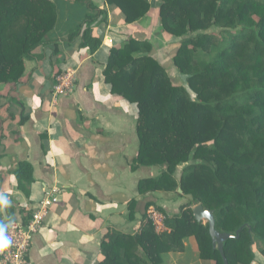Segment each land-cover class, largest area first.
I'll return each instance as SVG.
<instances>
[{
	"label": "trees",
	"instance_id": "1",
	"mask_svg": "<svg viewBox=\"0 0 264 264\" xmlns=\"http://www.w3.org/2000/svg\"><path fill=\"white\" fill-rule=\"evenodd\" d=\"M106 2L129 25L147 18L154 5ZM77 4L88 14L71 39L80 36L81 46L96 53L102 45L96 23L106 13L90 0ZM157 5L161 33L176 42L156 50L150 40L132 37L111 50L104 77L114 95L139 110L140 148L132 170L165 168L142 179L139 194L181 189L191 201L177 214L164 213V233L156 232L147 213L136 234L110 230L97 264H165L169 254L186 251L189 239L201 260L225 264L208 224L193 215L198 204L214 211L218 232L234 236L224 245L228 264H252L256 251L264 256V0H159ZM57 21L55 0H0V84L21 81L27 61L48 43ZM169 66L186 77L188 87L172 80ZM14 173L29 198L33 166L21 162ZM136 206L130 201V220Z\"/></svg>",
	"mask_w": 264,
	"mask_h": 264
},
{
	"label": "crops",
	"instance_id": "2",
	"mask_svg": "<svg viewBox=\"0 0 264 264\" xmlns=\"http://www.w3.org/2000/svg\"><path fill=\"white\" fill-rule=\"evenodd\" d=\"M90 1L106 13L105 20L100 16L96 23L102 41L96 53L81 46L80 36L70 35L88 11L77 0H55L58 21L48 43L27 61L19 83L0 84V203L6 202L0 206V224L26 223L41 202L58 198L32 239L31 264H97L109 231L139 232L147 204L168 215L177 214L184 204L179 189L139 194V182L159 176L165 168L132 170L140 148L139 110L114 95L104 77L111 50L130 38L151 39L154 47L155 39L159 47L176 41L154 36L160 30L158 5L147 18L129 25L106 0ZM68 71L76 75L75 88L55 102V78ZM21 162L34 168L29 198L19 190L14 173ZM132 200L137 206L130 220ZM195 254L198 262L192 264H214ZM173 257L169 254L165 264H177ZM252 264H264L259 251Z\"/></svg>",
	"mask_w": 264,
	"mask_h": 264
},
{
	"label": "built area",
	"instance_id": "3",
	"mask_svg": "<svg viewBox=\"0 0 264 264\" xmlns=\"http://www.w3.org/2000/svg\"><path fill=\"white\" fill-rule=\"evenodd\" d=\"M76 75L73 71L61 73L56 76L53 86V98L57 102L61 97L70 95L75 88ZM58 202L56 196L47 198L33 211L29 221H13L8 224L7 235L12 243L0 251L1 264H31L30 250L32 239L39 233L51 206ZM147 216L153 223L157 233L168 231L165 226V216L157 208L149 207Z\"/></svg>",
	"mask_w": 264,
	"mask_h": 264
},
{
	"label": "rangeland",
	"instance_id": "4",
	"mask_svg": "<svg viewBox=\"0 0 264 264\" xmlns=\"http://www.w3.org/2000/svg\"><path fill=\"white\" fill-rule=\"evenodd\" d=\"M152 1V3H154V5H157L156 4V1H158L159 2V0H151ZM157 17H156V15H155V17L154 18H151V19H156ZM151 25V24H150ZM160 28V27H159ZM210 32H217V33H220V32H222L220 29H212ZM159 33H160V35H163L162 33H161V31L160 30H158V32L157 33H155L154 34V36H158V37H160V35H159ZM165 36V35H164ZM150 41H151V39H150ZM155 42V44H156V46L157 47H155V49L156 50H160L161 48H162V46L163 45H160V47H159V43L158 42H156V39L154 40ZM152 42V41H151ZM154 45V44H153ZM167 72H168V74H169V76L172 78V80L176 83V84H182V85H184V86H186V87H188L187 86V82H186V77L185 76H183V75H181L180 73H179V71H178V69L176 68V67H174V66H169L168 68H167ZM191 93V96H192V98L193 99H196V96L192 93V92H190ZM185 167V165H182V166H180L179 168H178V170H177V173H176V175L177 176H179V175H181V173H182V171H183V168ZM178 196V195H177ZM180 197H181V200L183 201V205L182 206H184V205H187V204H189L190 203V201H191V198L190 197H188V196H182L181 194H180ZM181 206V207H182ZM180 207V208H181ZM194 208V207H193ZM180 210V209H179ZM194 244H191L190 242H189V240L186 242V246H187V249H186V251L185 252H183V253H177V254H173L174 255V257H173V259H177V264H192V263H194V262H198V258H197V254H195L196 253V251L197 252H199L198 250H194V249H198V247H197V245H196V243H195V241L194 240H191ZM196 246V247H195ZM261 245L260 244H258V246H257V248H259ZM178 255V256H177ZM179 255H182V256H179ZM167 258V257H166ZM203 261V260H202Z\"/></svg>",
	"mask_w": 264,
	"mask_h": 264
},
{
	"label": "water",
	"instance_id": "5",
	"mask_svg": "<svg viewBox=\"0 0 264 264\" xmlns=\"http://www.w3.org/2000/svg\"><path fill=\"white\" fill-rule=\"evenodd\" d=\"M182 193V190L179 189ZM193 215L198 222H204L209 226V233L212 238V243L215 249H218L225 264H228L227 258L224 253L225 243L234 238L231 234H221L216 229V220L214 211L205 209L202 204H198L193 208Z\"/></svg>",
	"mask_w": 264,
	"mask_h": 264
},
{
	"label": "clouds",
	"instance_id": "6",
	"mask_svg": "<svg viewBox=\"0 0 264 264\" xmlns=\"http://www.w3.org/2000/svg\"><path fill=\"white\" fill-rule=\"evenodd\" d=\"M5 203L6 202L0 203V206H4ZM8 228L7 224H0V251H3L12 243L11 239L7 235Z\"/></svg>",
	"mask_w": 264,
	"mask_h": 264
}]
</instances>
